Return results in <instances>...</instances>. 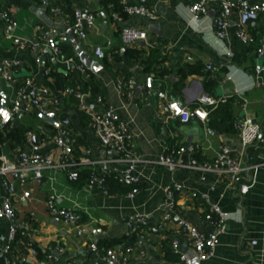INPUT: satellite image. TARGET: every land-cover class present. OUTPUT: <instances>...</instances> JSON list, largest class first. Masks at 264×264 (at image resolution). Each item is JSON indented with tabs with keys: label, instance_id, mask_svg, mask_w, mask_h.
<instances>
[{
	"label": "crops",
	"instance_id": "obj_1",
	"mask_svg": "<svg viewBox=\"0 0 264 264\" xmlns=\"http://www.w3.org/2000/svg\"><path fill=\"white\" fill-rule=\"evenodd\" d=\"M101 1L0 0V13L8 11L17 23L14 33L34 43L33 49L21 50L5 40L2 29L6 23L0 17V67L5 60L21 61L22 65L11 71L12 76L19 83L29 79L34 85L48 88V107L56 113L54 119L26 112L6 119L0 115L1 121L6 122L1 130L6 141L0 143V158L12 162L17 152L26 151L48 154L58 161L60 150L52 137L59 121L67 118L74 139L70 160L75 166L82 158L89 161L79 165V178L74 182L67 178L68 169L61 167L43 171L41 183L21 184L9 175H0V206L6 197L4 181L13 182L12 203L16 221L22 224L16 230L14 242L9 243V222L0 219V264H5L7 249L11 264H104L107 248L128 256V264H185L180 261V254L186 256L187 264H264V85H259L264 84V55L255 52L264 35V23L251 22L247 26L249 41L243 44L235 35L233 16L224 40L217 44L213 27L215 5L206 17L189 23L187 8L193 0H120L154 11L157 15L154 21L127 16L123 11L121 14L111 5L105 8ZM51 7L55 8L54 13L50 12ZM82 7L98 14L94 28L84 40H77L76 45L70 40L60 43L59 36L68 35L70 30L73 10ZM124 27L146 31V40L124 45L120 37ZM36 28L54 32L59 47L57 55L45 42L36 39ZM96 48L103 51V58L94 55ZM128 48L144 51L146 55L157 50L160 63L146 73L143 59L123 61ZM77 49L88 55L91 66L97 67L95 70L81 61ZM226 51L230 52L229 56ZM114 54H119L122 60L113 61ZM67 58H72L75 64H84L87 77L76 69H66ZM189 68L193 73L183 76ZM89 74L105 105L129 128L134 153L148 161L135 168L139 190L132 198L126 195L128 189L105 195L86 188L91 172H103L99 164L104 158L103 149L94 135L92 120L79 110L72 96L63 94V89L89 94V108L98 109L93 97L90 98ZM148 77L152 80L149 91ZM129 81L133 89L127 95L125 87L120 90L118 85L125 86ZM204 93L221 102L216 106H201L198 99ZM1 100L10 115L16 100L13 85L7 82L0 85ZM170 101L190 111L201 106L208 116L205 121L191 117L182 124L170 116L167 109ZM224 107L230 109V115L224 114ZM242 121L258 124L262 135L246 148L242 147L235 128ZM10 125L16 139L9 136ZM31 134L39 139L36 145L29 141ZM182 146H193L194 153L178 155L176 152ZM224 147L246 168L233 185L228 183L223 166L213 171L202 170L203 164H213ZM161 154L174 155L177 162L174 172L155 163ZM193 159L198 167L191 164ZM110 166L125 168V163ZM173 183L182 190L176 194V209L171 219L164 221L165 191ZM243 183L251 187L246 194L239 195L236 187ZM193 192L205 195L209 203L192 199ZM50 195L56 196L58 206L79 215V224L86 227L85 234L76 235L73 225L50 216L47 209ZM208 204H216L237 218L227 221L225 231L217 236L213 255L200 261L177 222L185 220L201 233H213V224L205 219ZM135 214L145 217V225L140 229L127 226V219ZM96 229L101 232L96 233ZM173 241L177 242V253L172 249ZM91 244L97 246L96 252L91 250Z\"/></svg>",
	"mask_w": 264,
	"mask_h": 264
},
{
	"label": "built area",
	"instance_id": "obj_2",
	"mask_svg": "<svg viewBox=\"0 0 264 264\" xmlns=\"http://www.w3.org/2000/svg\"><path fill=\"white\" fill-rule=\"evenodd\" d=\"M121 5L123 13L127 16L144 17L152 21L157 20L156 13L143 5L128 3H121ZM213 5L217 7L213 18L214 39L217 44L224 40L227 28L233 16L236 17L235 35L243 44L249 41L247 26L255 21L264 23V0L259 2H250L249 0H193L187 8L188 22L195 23L201 18L206 17L210 7ZM50 12L54 13L55 8L51 7ZM97 16L98 14L89 8H75L72 12V22L69 31L77 40H84L87 34L94 28ZM0 17L6 23V26L2 29V35L5 40L11 41L13 45L21 50L33 49L34 43L31 40L20 37L14 33V30L17 28V23L8 11L0 13ZM53 33L54 32H43L40 31V28H36V39L45 42L48 49H50L54 55H57L59 53V47L57 40H55V35H52ZM120 37L124 45H132L146 40L147 33L141 29L124 27L120 31ZM58 40L60 43H68L69 37L67 34L63 33L59 36ZM255 52L258 56L264 55V35L260 39ZM225 53L227 56L230 55L229 51ZM94 55L98 58L104 57V53L100 48L95 49ZM21 65V61L11 59L5 60L2 67H0V85L3 82H7L13 85L16 91V100L13 102L10 109V117L16 116L20 112H26L36 113L47 119H54L56 113L48 107L47 103L50 96L48 88L34 85L29 79H25L19 83L18 80L12 76L11 71L19 68ZM64 65L66 69H76L87 77L84 64H75L72 58H67L64 60ZM209 68L210 66H207V69ZM259 85L262 86L264 84L259 83ZM124 87L126 94L130 95L133 89L132 82L129 81L125 86L122 84L118 85L120 90H124ZM151 88L152 80L148 77L146 80V89L149 91ZM63 94L72 96L78 102L79 110L90 117L94 135L103 149L104 158L99 162L103 172H91L87 177L85 184L86 188L89 190L97 189L103 194L108 195L110 194L107 185L108 179H113L117 184L130 187V191L126 195L132 198L139 190V179L134 173L135 168L137 165L147 163L148 161L142 159L132 150V135L129 128L111 108L105 105L104 99L100 94L93 96L94 105L99 107L96 110L89 108L87 102L89 94L87 93H80L72 88H65L63 89ZM55 101L56 100H54V102ZM198 102L201 106H216L221 101L204 93L199 97ZM201 106L190 111L182 104L176 101H170L167 105V109L173 119H178L180 123L186 124L190 121L191 117H195L200 121L206 120L208 113ZM4 124H6V122L0 119V134L2 125ZM69 126L70 122L67 118L61 119L52 137L54 145L60 150L58 161H55L54 158L48 154H30L26 151H19L16 153L15 159L12 162L6 160L4 157L0 158V175H9L13 180L21 184L28 181L41 183L43 171L61 167L68 169L67 178L69 181H77L79 178V165L89 163V161L82 158L79 160L78 165L75 166V162L70 160L74 152V139ZM9 127L12 129V125ZM235 128L238 131L243 148L254 144L262 136L260 126L248 121L236 123ZM29 141L31 144L36 145L39 139L36 135L31 134L29 136ZM34 149H36V146H34ZM184 152L193 154L194 147L182 146L176 153L179 155ZM113 163H125V168L111 167L110 165ZM155 163L165 167L169 172H174L177 168V162L174 159V155L171 154L159 155ZM191 164L195 167L198 165L195 159L192 160ZM218 166H223L225 168L224 172L227 175L230 185L237 183L240 174L246 170L241 162L225 147L220 149L213 164H203L202 170L213 171ZM4 187L6 190V197L0 206V219H6L9 222V243H12L15 240L17 228L22 227V224L16 221V213L12 203L14 194L13 182L4 181ZM250 187L251 185L243 183L236 187V189L239 195H244L248 192ZM181 190V186L177 183H173L166 189L163 205L165 211L163 216L164 221H169L171 219V214L174 213L176 209V194ZM191 198L209 203L205 195H199L195 192L191 193ZM208 205L205 219L213 224L215 228L213 233H201L185 220H179L177 222L181 234L185 235L190 240L200 261H205L213 255L218 243L217 236L225 231L227 221L237 218L236 214L224 212L216 204ZM47 209L51 217L73 225L76 235L81 236L86 233V227L79 224V215L71 210L63 209L58 206L56 196L50 195L47 201ZM144 225L145 217L143 215L135 214L127 219V226L130 229H140ZM95 231L96 233L101 232L100 229H96ZM171 246L173 251L177 253V242L173 241ZM90 247L92 251H97L96 245L91 244ZM4 252L6 254L4 256L5 264H11L9 249ZM179 257L181 262L187 264L185 255L180 254ZM92 264L99 263L95 262ZM104 264H128V256L118 253L113 248H107L104 252Z\"/></svg>",
	"mask_w": 264,
	"mask_h": 264
},
{
	"label": "trees",
	"instance_id": "obj_3",
	"mask_svg": "<svg viewBox=\"0 0 264 264\" xmlns=\"http://www.w3.org/2000/svg\"><path fill=\"white\" fill-rule=\"evenodd\" d=\"M41 2H43V0H39ZM101 5L105 8H107L108 6H113L114 10L117 12H120L122 14V5L120 3V0H102L101 1ZM122 57L119 54H114L112 59L113 61H121ZM160 56L157 50H153L150 51L149 54H145L144 51H140V50H136V49H131L128 48L124 51L123 53V61L128 63L131 60H142V66H143V70L146 73H149L157 64L160 63ZM193 73V71L189 68V71H187L186 73H182L183 76H186V74H191ZM88 86L91 87V97L92 98L94 95L98 94L97 93V87L95 86V84L93 83L92 80V76H90L89 74V82H88ZM223 112H225V115H230V109L228 107H224L223 108ZM234 127H233V123L231 126V131H233ZM235 130V129H234ZM16 132L14 129H10L9 132V136H13L15 139L16 137ZM4 135H2V133L0 134V143L6 141V138L3 137ZM12 146V145H11ZM108 189L109 192L111 193H124L125 191L130 190L129 187L127 186H122L120 184H117L113 179H108ZM128 189V190H127ZM166 253H168V251H166Z\"/></svg>",
	"mask_w": 264,
	"mask_h": 264
},
{
	"label": "water",
	"instance_id": "obj_4",
	"mask_svg": "<svg viewBox=\"0 0 264 264\" xmlns=\"http://www.w3.org/2000/svg\"><path fill=\"white\" fill-rule=\"evenodd\" d=\"M68 37L73 45H76L78 43L77 39L72 35L70 31H68ZM77 53L81 57V61L85 63L86 66L90 67L92 70H95V68H97L96 66H91V59L86 53L82 52L80 49H77ZM0 105V115L3 116L4 119L8 118L10 115L7 113V109L3 100L0 101Z\"/></svg>",
	"mask_w": 264,
	"mask_h": 264
}]
</instances>
